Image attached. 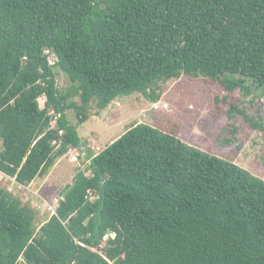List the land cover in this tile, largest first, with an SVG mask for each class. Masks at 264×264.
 <instances>
[{"label": "trees", "instance_id": "16d2710c", "mask_svg": "<svg viewBox=\"0 0 264 264\" xmlns=\"http://www.w3.org/2000/svg\"><path fill=\"white\" fill-rule=\"evenodd\" d=\"M230 74L264 87V0H0V174L26 187L82 149L68 111ZM86 159L38 229L0 185V264H264V180L246 169L145 124Z\"/></svg>", "mask_w": 264, "mask_h": 264}, {"label": "rangeland", "instance_id": "374dc122", "mask_svg": "<svg viewBox=\"0 0 264 264\" xmlns=\"http://www.w3.org/2000/svg\"><path fill=\"white\" fill-rule=\"evenodd\" d=\"M227 81L234 85L229 87ZM58 86L61 90L73 87L67 75L61 72ZM157 86L156 103L133 93L117 98L101 110L95 104L84 107L87 118L83 122H79L74 110L66 112L68 122L76 128L82 149H72L57 159L46 177L23 187L0 174V185L36 210L37 229L54 213L62 191L72 183L76 173L82 171L90 175L87 153L97 155L137 124L171 134L264 180V130L259 127V117L264 121V87L232 74L218 80L183 76ZM70 99L79 104L77 97ZM44 102V98L38 100L40 109ZM232 106L245 111L252 118L253 126Z\"/></svg>", "mask_w": 264, "mask_h": 264}, {"label": "built area", "instance_id": "2783aa9c", "mask_svg": "<svg viewBox=\"0 0 264 264\" xmlns=\"http://www.w3.org/2000/svg\"><path fill=\"white\" fill-rule=\"evenodd\" d=\"M44 55L47 57V61H48V64L49 65L52 66V65L55 64V56L49 50H45L44 51ZM60 134H62V132H60Z\"/></svg>", "mask_w": 264, "mask_h": 264}, {"label": "clouds", "instance_id": "9594fccd", "mask_svg": "<svg viewBox=\"0 0 264 264\" xmlns=\"http://www.w3.org/2000/svg\"><path fill=\"white\" fill-rule=\"evenodd\" d=\"M45 56V55H44Z\"/></svg>", "mask_w": 264, "mask_h": 264}]
</instances>
